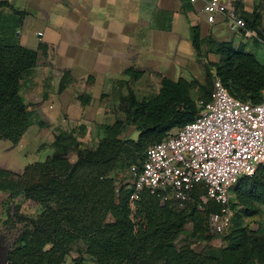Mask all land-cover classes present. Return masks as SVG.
<instances>
[{
  "label": "trees",
  "instance_id": "16d2710c",
  "mask_svg": "<svg viewBox=\"0 0 264 264\" xmlns=\"http://www.w3.org/2000/svg\"><path fill=\"white\" fill-rule=\"evenodd\" d=\"M6 5L0 0V6ZM263 11L261 0L252 14L239 16L247 30L256 34V44L264 42L260 28ZM191 42L201 57L197 27L191 28ZM206 46L207 53L218 57L217 62L204 65L210 90L195 79L173 82L161 78L153 97L137 100L128 93L122 100L125 118L105 125L104 137L95 148H82L70 134L61 132L51 143L53 153L43 161L26 166L20 174L0 169V191L40 208L34 219H17L14 212L8 216L4 226L13 221L21 228L8 249L4 241L10 231L0 232V264H65L77 243L82 245V255L94 264H264V234L242 223L257 216L259 207L264 208V166L251 177L239 179L231 189L234 215L221 236L225 246L217 252L201 254L188 243H177L181 236L192 243H208L213 237L208 219L221 207L211 201L203 204L201 192L194 193L186 206L178 209L173 202L162 204L160 196L144 190L135 212L129 208L130 168H141L150 146L197 118L201 108L191 93L198 90L202 102L209 100L212 70L235 99L251 104L263 100L264 63L230 42L208 38ZM40 51L44 54L45 47L33 51L18 44L0 45V140L13 146L35 116L23 104L19 89L23 77L36 67ZM125 74L138 79L142 73L128 69ZM65 85L64 74L59 89ZM129 126L138 132L136 140L120 139ZM122 170L129 182L120 177ZM76 261L73 258L71 264Z\"/></svg>",
  "mask_w": 264,
  "mask_h": 264
},
{
  "label": "crops",
  "instance_id": "0c3cea01",
  "mask_svg": "<svg viewBox=\"0 0 264 264\" xmlns=\"http://www.w3.org/2000/svg\"><path fill=\"white\" fill-rule=\"evenodd\" d=\"M1 1L8 5L0 6V45L18 44L33 51L45 47L19 89L23 104L35 114L32 124L16 146L0 140V169L13 173L51 155L54 136L61 132L82 148H95L104 137V126L125 118L122 100L129 92L137 100L153 97L161 78L201 83L209 58L218 61L207 53L208 38L230 42L235 49L242 46L246 53L259 47L254 42L247 47L242 33L232 30L223 17L207 23L200 1ZM221 1L237 16L252 14L261 2ZM192 27L199 30L201 57L192 46ZM260 28L264 30V11ZM128 69L142 74L134 79L125 74ZM64 74L66 85L60 90ZM134 131L129 126L120 139H132ZM6 196L0 191V200ZM7 219L0 211V230L8 234V224L3 225Z\"/></svg>",
  "mask_w": 264,
  "mask_h": 264
},
{
  "label": "built area",
  "instance_id": "2783aa9c",
  "mask_svg": "<svg viewBox=\"0 0 264 264\" xmlns=\"http://www.w3.org/2000/svg\"><path fill=\"white\" fill-rule=\"evenodd\" d=\"M198 1L203 4L207 23L213 24L220 16L244 39H257L221 0H189ZM211 74L210 98L197 103L201 108L197 118L150 146L141 168H130L129 208L135 212L144 190L160 196L162 204L173 202L178 209L201 192L203 204L211 201L221 207L210 214L208 229L213 236H223L234 215L231 189L239 179L251 177L264 166V93L259 104L244 103L228 93L213 70Z\"/></svg>",
  "mask_w": 264,
  "mask_h": 264
},
{
  "label": "rangeland",
  "instance_id": "374dc122",
  "mask_svg": "<svg viewBox=\"0 0 264 264\" xmlns=\"http://www.w3.org/2000/svg\"><path fill=\"white\" fill-rule=\"evenodd\" d=\"M244 40L249 42L247 44V47H251V48H252L253 42L255 43L256 41V39L254 40L244 39ZM257 44L259 45V47L250 49L247 52L253 53L260 62L264 63V42L258 41ZM208 62H213V58L210 57ZM200 81L203 84L206 83V87L208 88V90H210V76L208 72L204 74V78L202 77L200 78ZM191 96L194 100L197 101V103L201 101L202 99L201 94L198 90H194L191 93ZM131 130L132 129L128 130V134ZM137 136H138V133L134 131L132 134V139L136 140ZM46 157L42 156L40 161H43ZM21 172H15L14 174H20ZM120 177L124 179V182L130 181L128 179L129 177L127 175V172L124 170H122V173H120ZM130 184H131V181H130ZM230 200L234 202V198L231 192H230ZM0 207H2L0 208L2 209L0 211H3L5 214H7V216H9L10 214L14 212L17 219H23V218L24 219L25 218L34 219L40 213V208L37 205L31 202L25 201L22 197H13L9 195L6 196L3 200H0ZM242 223L244 226H246L247 228L251 230L256 231L257 229H259L261 232V235H263L264 234V208L259 207V213L257 216L253 218L245 219L244 221H242ZM8 226H9L10 236L4 241L5 249H8L9 247L12 246L14 240L17 237V230L21 228V224H15L13 221H9ZM187 228L189 229L190 227H187ZM0 232L4 233V231L2 230H0ZM177 243H178V246L188 243L194 251H196L197 253H201V254H209V253L217 252L220 248L225 246V243L223 242V239L221 236H213L211 241L208 243H192L191 241L186 239L185 236H181L180 240H178ZM81 252H82V245L80 243L75 244L72 248V252L66 259V263L68 262V264H71L72 259L77 258V261H76L77 264H94L88 258L84 257Z\"/></svg>",
  "mask_w": 264,
  "mask_h": 264
}]
</instances>
